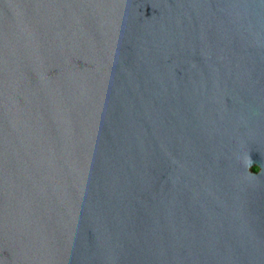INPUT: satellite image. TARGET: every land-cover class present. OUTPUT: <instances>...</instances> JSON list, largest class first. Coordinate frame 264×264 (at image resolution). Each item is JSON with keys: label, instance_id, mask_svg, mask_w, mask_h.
I'll return each mask as SVG.
<instances>
[{"label": "water", "instance_id": "obj_1", "mask_svg": "<svg viewBox=\"0 0 264 264\" xmlns=\"http://www.w3.org/2000/svg\"><path fill=\"white\" fill-rule=\"evenodd\" d=\"M0 264H264V0H0Z\"/></svg>", "mask_w": 264, "mask_h": 264}, {"label": "trees", "instance_id": "obj_2", "mask_svg": "<svg viewBox=\"0 0 264 264\" xmlns=\"http://www.w3.org/2000/svg\"><path fill=\"white\" fill-rule=\"evenodd\" d=\"M253 169H254V170H257V167H254Z\"/></svg>", "mask_w": 264, "mask_h": 264}]
</instances>
